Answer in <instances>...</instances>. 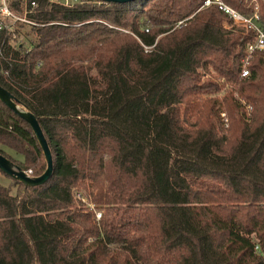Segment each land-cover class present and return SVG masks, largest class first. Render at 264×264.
Wrapping results in <instances>:
<instances>
[{
	"label": "trees",
	"instance_id": "obj_1",
	"mask_svg": "<svg viewBox=\"0 0 264 264\" xmlns=\"http://www.w3.org/2000/svg\"><path fill=\"white\" fill-rule=\"evenodd\" d=\"M221 1L264 34V0ZM205 2L27 0L0 30V88L53 163L0 185V264H264V51ZM0 155L46 170L1 101Z\"/></svg>",
	"mask_w": 264,
	"mask_h": 264
},
{
	"label": "built area",
	"instance_id": "obj_2",
	"mask_svg": "<svg viewBox=\"0 0 264 264\" xmlns=\"http://www.w3.org/2000/svg\"><path fill=\"white\" fill-rule=\"evenodd\" d=\"M52 3L62 4L64 6L70 7L77 0H51ZM211 4L218 5L219 9L226 13L232 20V23L229 24L227 22L224 23V27L226 29H231L232 27H243L246 29H252L254 32V38L250 45L248 46V51L250 53L254 51H264V34L262 30L253 22L252 19H245L232 10L230 7L222 3L221 0H206L205 6H209ZM36 7L35 2H31L30 9L33 10ZM27 0H24L23 13L22 15H18L14 12V10L10 9L7 0H0V30L2 28H14L18 24H27L33 25L29 20H27ZM258 17L254 16V20H257ZM248 76V71L243 70L242 77ZM31 174V172H30ZM79 197V196H77ZM97 219L100 218V214H97Z\"/></svg>",
	"mask_w": 264,
	"mask_h": 264
},
{
	"label": "water",
	"instance_id": "obj_3",
	"mask_svg": "<svg viewBox=\"0 0 264 264\" xmlns=\"http://www.w3.org/2000/svg\"><path fill=\"white\" fill-rule=\"evenodd\" d=\"M96 1L102 3L125 4L129 2H133L135 0H96ZM0 101L3 102L7 107L12 109L16 114H18L30 125L46 161V170L41 176L29 177L25 172L14 166L5 157L0 155V172L14 180L21 182L26 186H37L46 183L51 177L53 170L52 156L47 141L42 133V130L35 116L26 109H24L23 107L17 105L13 97L2 88H0ZM17 108L23 109L27 113V116L21 114L17 110ZM13 168H15L16 171H14Z\"/></svg>",
	"mask_w": 264,
	"mask_h": 264
},
{
	"label": "rangeland",
	"instance_id": "obj_4",
	"mask_svg": "<svg viewBox=\"0 0 264 264\" xmlns=\"http://www.w3.org/2000/svg\"><path fill=\"white\" fill-rule=\"evenodd\" d=\"M22 32L25 33V32H26V29H22ZM21 41L24 42V43H26V41H25L24 38H21ZM222 116H223V115H222ZM1 149H3L4 151H6V152H7L9 155H11L13 158H16V159L19 158L16 154H14L13 152H11V151L8 150V149H6V148H2V147H1ZM13 170L16 171L15 168H13ZM25 173H26L29 177H32L31 174H30V172H25ZM0 185H1V186H5V187H9V186L11 185V178L8 177V176H6V175H4V174H2V173L0 172ZM11 191H12V194H15V192H16L15 188H13V187L11 188Z\"/></svg>",
	"mask_w": 264,
	"mask_h": 264
},
{
	"label": "bare ground",
	"instance_id": "obj_5",
	"mask_svg": "<svg viewBox=\"0 0 264 264\" xmlns=\"http://www.w3.org/2000/svg\"><path fill=\"white\" fill-rule=\"evenodd\" d=\"M17 110L24 116H27V113L23 109L17 108Z\"/></svg>",
	"mask_w": 264,
	"mask_h": 264
}]
</instances>
